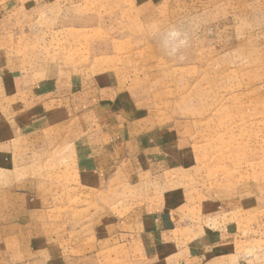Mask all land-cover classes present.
I'll list each match as a JSON object with an SVG mask.
<instances>
[{"label": "rangeland", "instance_id": "374dc122", "mask_svg": "<svg viewBox=\"0 0 264 264\" xmlns=\"http://www.w3.org/2000/svg\"><path fill=\"white\" fill-rule=\"evenodd\" d=\"M5 2L0 264H264V0Z\"/></svg>", "mask_w": 264, "mask_h": 264}, {"label": "crops", "instance_id": "0c3cea01", "mask_svg": "<svg viewBox=\"0 0 264 264\" xmlns=\"http://www.w3.org/2000/svg\"><path fill=\"white\" fill-rule=\"evenodd\" d=\"M4 3H6L5 0H0V7H4L5 6ZM3 72L4 70L1 69V66H0V91H1L0 98L3 96L4 97L6 96L3 93V90H2L3 87L1 85ZM173 215L174 216L176 215L175 212L171 215L170 221L173 220ZM155 222L156 223L154 226H155L156 231L151 228L144 229V232L142 235V242L140 243L141 251L143 252L142 264H201V263H197L193 257H189V256L183 259H177L174 257L171 258L169 257V254L168 255L165 254L163 256L161 254V251L166 245H164L165 242H162V237H165V235L168 232L175 230V227H173V229L171 230L166 229V224H165L166 222L164 223L162 219L160 218V216L159 217L155 216ZM157 238L162 242L163 245L161 244L160 241L156 240ZM203 264H225V263L221 260H211L210 259L206 263H203Z\"/></svg>", "mask_w": 264, "mask_h": 264}, {"label": "clouds", "instance_id": "9594fccd", "mask_svg": "<svg viewBox=\"0 0 264 264\" xmlns=\"http://www.w3.org/2000/svg\"><path fill=\"white\" fill-rule=\"evenodd\" d=\"M167 37L168 41L172 43L173 52L177 51L187 43L186 37H183V34L175 29L169 31Z\"/></svg>", "mask_w": 264, "mask_h": 264}]
</instances>
